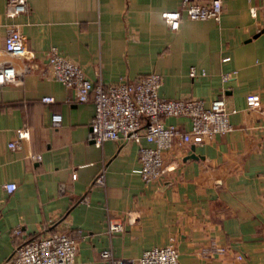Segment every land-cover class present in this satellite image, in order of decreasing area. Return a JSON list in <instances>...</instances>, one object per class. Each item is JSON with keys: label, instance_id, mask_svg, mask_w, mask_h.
Listing matches in <instances>:
<instances>
[{"label": "crops", "instance_id": "crops-1", "mask_svg": "<svg viewBox=\"0 0 264 264\" xmlns=\"http://www.w3.org/2000/svg\"><path fill=\"white\" fill-rule=\"evenodd\" d=\"M179 2L28 0V12L15 18L23 48L11 53L3 48L11 19L0 0V66L15 73L0 86V264H32L23 248L13 253L16 225L24 237L67 227L77 239L70 264H110L100 255L106 248L115 257H137L170 238L179 264H264V114L245 101L257 92L264 105L262 0H224L219 20L182 14L173 28L161 12ZM51 46L93 81L157 72L160 96L191 95L206 105L223 97L236 108L232 128L201 143L174 139L160 175L145 182L135 142L97 146L90 139L93 104L76 101L73 88L50 76ZM45 95L54 101L42 102ZM52 111L61 114L58 128L50 126ZM162 120L190 126L184 116ZM22 127L27 137L10 148ZM102 166L104 184H96ZM10 181L16 187L8 192ZM109 221L121 229L109 231Z\"/></svg>", "mask_w": 264, "mask_h": 264}, {"label": "built area", "instance_id": "built-area-1", "mask_svg": "<svg viewBox=\"0 0 264 264\" xmlns=\"http://www.w3.org/2000/svg\"><path fill=\"white\" fill-rule=\"evenodd\" d=\"M224 0H180L179 7L173 10H163L161 15L165 22L175 28L182 14L190 19L212 18L219 20L223 10ZM264 26V0L261 3ZM29 10L28 0H5V14L11 19L6 31L3 48L7 52H19L23 48L24 36L20 23L15 21L19 15ZM253 11V7L251 8ZM228 59V56L223 57ZM47 64L50 76L60 81L66 87L74 89L75 100L90 101L93 104V115L89 122V137L93 143L100 146L106 139H121L135 142L138 145L140 162L139 174L147 182L158 177L163 164V151L169 148L174 139L178 143H201L216 133L229 131L232 126L229 115L236 108L229 106L223 97H216L208 105L201 97L181 96L167 98L158 94L161 76L157 72L141 74L132 80H119L103 83L93 81L86 76L82 67L66 55L57 52L55 46L49 48ZM191 67L190 73L195 74ZM204 71L201 72L203 74ZM224 74L223 78H227ZM15 73L12 66H0V86L13 81ZM42 102L54 101L53 96L45 95ZM246 106L264 114V105L257 92H249L245 96ZM184 116L190 126L182 129L177 124L165 123L162 117ZM61 125V114L52 111L50 126L58 128ZM27 128H18L15 138L8 142L10 148L20 146V141L27 137ZM145 139L152 145H144ZM28 156L40 159V154L29 153ZM102 166L93 182L104 184ZM75 177V172H72ZM16 187L15 182H5L4 188L11 192ZM121 229L120 222L108 223V230ZM13 236L24 238L19 225L12 229ZM21 248L31 257L32 264H70L77 252V239L67 227H59L45 235L33 238L18 246L14 253ZM220 252L223 246H217ZM102 258L110 264H179L178 250L174 238L161 246L146 248L137 257H115L110 249L100 252ZM242 255L238 254L237 258Z\"/></svg>", "mask_w": 264, "mask_h": 264}, {"label": "trees", "instance_id": "trees-1", "mask_svg": "<svg viewBox=\"0 0 264 264\" xmlns=\"http://www.w3.org/2000/svg\"><path fill=\"white\" fill-rule=\"evenodd\" d=\"M37 237H39V236H30V237L27 236V237H24V238L16 237V238H15V239H16V245H15L14 252H15V250H16V248H17L18 246L24 244V243L27 242V241H30V240L33 239V238H37ZM14 252H13V253H14Z\"/></svg>", "mask_w": 264, "mask_h": 264}, {"label": "water", "instance_id": "water-1", "mask_svg": "<svg viewBox=\"0 0 264 264\" xmlns=\"http://www.w3.org/2000/svg\"><path fill=\"white\" fill-rule=\"evenodd\" d=\"M264 29V28H263ZM191 156H194V154H190Z\"/></svg>", "mask_w": 264, "mask_h": 264}]
</instances>
